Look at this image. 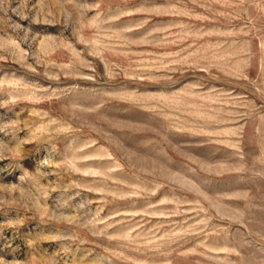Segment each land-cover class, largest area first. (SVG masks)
Masks as SVG:
<instances>
[{
  "label": "rangeland",
  "instance_id": "rangeland-1",
  "mask_svg": "<svg viewBox=\"0 0 264 264\" xmlns=\"http://www.w3.org/2000/svg\"><path fill=\"white\" fill-rule=\"evenodd\" d=\"M0 264H264V0H0Z\"/></svg>",
  "mask_w": 264,
  "mask_h": 264
}]
</instances>
